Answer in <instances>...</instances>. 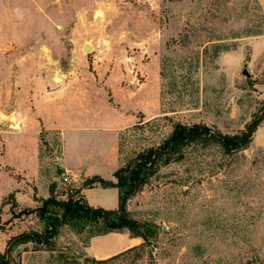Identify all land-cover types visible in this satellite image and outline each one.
I'll list each match as a JSON object with an SVG mask.
<instances>
[{
  "label": "rangeland",
  "instance_id": "rangeland-1",
  "mask_svg": "<svg viewBox=\"0 0 264 264\" xmlns=\"http://www.w3.org/2000/svg\"><path fill=\"white\" fill-rule=\"evenodd\" d=\"M256 115L245 149L188 148L127 200L149 245L96 261L97 228L68 221L10 264H264V0H0V253L43 232L51 195L85 202L63 164L78 152L109 146L119 169L176 124L233 134Z\"/></svg>",
  "mask_w": 264,
  "mask_h": 264
},
{
  "label": "trees",
  "instance_id": "trees-1",
  "mask_svg": "<svg viewBox=\"0 0 264 264\" xmlns=\"http://www.w3.org/2000/svg\"><path fill=\"white\" fill-rule=\"evenodd\" d=\"M262 119L263 117L260 115L254 116L244 129L233 134L223 133L206 124L174 125L170 135L160 144L143 149L117 169L114 172L115 181L104 179L99 175H93L84 180L83 187L94 184H99L104 188L116 187L118 189V207L116 209L92 207L79 198L56 201L51 195L43 202L44 204L39 210L40 216L46 220L43 232L34 231L11 236L6 243L5 252L0 253V264H10L9 255L15 245L32 242L33 249H40L36 245H44L45 241L47 242L57 234L59 225L68 221L79 222L80 228L89 224L94 225L97 231L91 236L110 231L127 230L131 235L140 237L144 243L149 245L151 239L157 234V226L130 217L129 211L126 209L127 200L143 188L160 166L184 158L188 148L216 146L224 156L234 155L245 149L251 142ZM50 192L52 194L53 186L50 187ZM49 205L59 209L60 212H49L51 214L46 216ZM118 255L107 259L115 258ZM104 260L96 259V261Z\"/></svg>",
  "mask_w": 264,
  "mask_h": 264
},
{
  "label": "crops",
  "instance_id": "crops-1",
  "mask_svg": "<svg viewBox=\"0 0 264 264\" xmlns=\"http://www.w3.org/2000/svg\"><path fill=\"white\" fill-rule=\"evenodd\" d=\"M115 123L114 128L112 126L103 128L101 134L109 135L115 139L117 130L121 127L118 121ZM110 142L112 143V141ZM73 157H76L75 163L72 161L69 166L65 162L63 164L71 170L80 172L82 177L89 178L93 175H99L104 179L115 181L113 173L118 168V156L109 146L98 148V150L87 149L78 152ZM81 193L85 202L92 207L104 209H116L118 207V189L116 187L104 188L99 184H94L82 187ZM141 243L140 237L131 235L127 230L110 231L91 236L84 247V251L86 255L94 259L104 260L132 249Z\"/></svg>",
  "mask_w": 264,
  "mask_h": 264
},
{
  "label": "water",
  "instance_id": "water-1",
  "mask_svg": "<svg viewBox=\"0 0 264 264\" xmlns=\"http://www.w3.org/2000/svg\"><path fill=\"white\" fill-rule=\"evenodd\" d=\"M82 48H83V50H85V51H90V50H92V46H91L90 44H84ZM244 73H246V72H244Z\"/></svg>",
  "mask_w": 264,
  "mask_h": 264
},
{
  "label": "built area",
  "instance_id": "built-area-1",
  "mask_svg": "<svg viewBox=\"0 0 264 264\" xmlns=\"http://www.w3.org/2000/svg\"><path fill=\"white\" fill-rule=\"evenodd\" d=\"M69 179H70V178L68 177V175L63 176V180H64V181H69Z\"/></svg>",
  "mask_w": 264,
  "mask_h": 264
}]
</instances>
